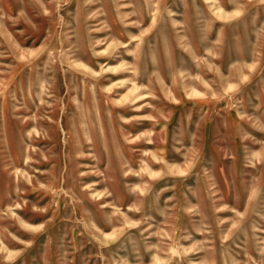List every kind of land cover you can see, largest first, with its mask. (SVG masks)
I'll return each mask as SVG.
<instances>
[{
  "label": "rangeland",
  "instance_id": "1",
  "mask_svg": "<svg viewBox=\"0 0 264 264\" xmlns=\"http://www.w3.org/2000/svg\"><path fill=\"white\" fill-rule=\"evenodd\" d=\"M0 264H264V0H0Z\"/></svg>",
  "mask_w": 264,
  "mask_h": 264
},
{
  "label": "bare ground",
  "instance_id": "2",
  "mask_svg": "<svg viewBox=\"0 0 264 264\" xmlns=\"http://www.w3.org/2000/svg\"><path fill=\"white\" fill-rule=\"evenodd\" d=\"M132 40H134V38ZM134 96H136V95H134Z\"/></svg>",
  "mask_w": 264,
  "mask_h": 264
}]
</instances>
